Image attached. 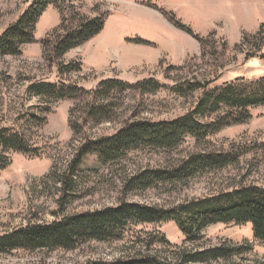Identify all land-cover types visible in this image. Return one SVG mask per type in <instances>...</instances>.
<instances>
[{"label": "rangeland", "instance_id": "374dc122", "mask_svg": "<svg viewBox=\"0 0 264 264\" xmlns=\"http://www.w3.org/2000/svg\"><path fill=\"white\" fill-rule=\"evenodd\" d=\"M34 1L0 0V36ZM56 1L41 17L35 41L24 45L19 56L0 57V130L21 134L26 146L39 149L42 155L37 158L4 153L11 163L0 171V236L20 226L57 219L58 201L64 193L57 179L83 144L84 136L97 139L113 135L129 120L159 122L184 116L196 106L201 90L183 94L176 88L209 83L216 88L237 78L254 80L264 76V60L252 59V54L260 56L264 51L254 39L264 27V0ZM95 18L104 20L100 34L55 63L47 59L44 40ZM72 65L80 70L74 71ZM109 79L131 84L155 79L165 88L155 94L128 92L114 122L88 126L85 135L77 136L69 120L80 118L78 112L71 115L80 99L39 97L30 90L32 86L57 84L66 90L77 87L93 91ZM251 114L246 124L224 128L210 136L206 145L190 138L174 151L133 152L126 160L108 167L98 166L95 157L85 158L63 214L94 212L123 201L168 209L242 183L264 187V158L258 151L237 167L206 173L186 183L143 192L128 193L124 188V182L140 172L174 165L191 153L264 143V107ZM34 118L43 120L44 125H34ZM203 236L193 245L186 243L174 222L143 224L132 226L122 241L90 242L74 251H15L0 255V264H84L141 254L165 257L168 247L156 242L161 237L174 248L246 244L253 252L245 260L264 262V242L254 238L251 224H217L208 227Z\"/></svg>", "mask_w": 264, "mask_h": 264}, {"label": "trees", "instance_id": "16d2710c", "mask_svg": "<svg viewBox=\"0 0 264 264\" xmlns=\"http://www.w3.org/2000/svg\"><path fill=\"white\" fill-rule=\"evenodd\" d=\"M56 0H35L32 5L0 36V57L19 56L22 47L35 41L37 25L50 5ZM104 27L103 18L82 21L75 29L65 31L52 40L43 41L44 54L53 63L95 36ZM58 32V30H57ZM259 49L264 50V27L255 37ZM248 41L247 38L245 42ZM264 60L252 54V59ZM79 71V66H71ZM165 86L155 79L135 84L122 80L102 81L93 91L69 88L57 84L32 86L30 90L39 97L57 100L80 99L79 105L71 110L79 119L69 120V127L77 135H85L86 127L99 126L116 120L117 111L123 107L122 98L128 92L155 94ZM175 89V88H174ZM201 90V96L193 110L171 121L129 120L110 136L90 139L84 136L83 144L77 149L66 170L57 179L62 193L58 201V217L51 223L28 224L17 227L0 236V255H11L15 251L34 254L42 251H74L90 242L112 243L122 241L132 227L143 224L174 222L185 237L186 243L196 245L203 239V232L217 224L252 225L254 238L264 242V187L240 184L230 190L216 192L203 198L177 204L171 208L153 207L123 201L116 207L94 212L64 215L70 191L75 188L79 167L83 160L95 157L100 167L112 166L127 159L133 152H170L178 149L192 138L198 145H206L210 136L226 127L246 124L252 119V110L264 107V76L250 80L237 78L216 88L210 83L205 86L190 84L176 88L188 94ZM214 114L216 117L210 119ZM210 119V120H209ZM209 120V121H208ZM34 125L42 127L44 121L34 118ZM261 151L264 158V143L231 145L227 151H205L191 153L174 165L162 169H146L124 182L126 192H143L162 185L186 183L198 176L237 167L248 156ZM21 153L41 157L39 149L30 150L21 134L9 129L0 130V171L10 165L4 153ZM167 246L165 257L141 254L113 261L91 260L84 264H264L245 260L253 248L246 244H221L203 248H174L163 237L156 239ZM153 245V241H151Z\"/></svg>", "mask_w": 264, "mask_h": 264}]
</instances>
